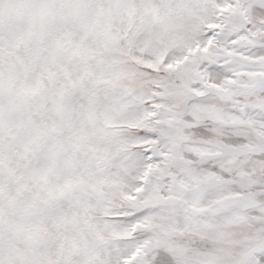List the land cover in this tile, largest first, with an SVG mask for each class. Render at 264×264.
Masks as SVG:
<instances>
[{
  "label": "snow or ice",
  "instance_id": "6c2138e0",
  "mask_svg": "<svg viewBox=\"0 0 264 264\" xmlns=\"http://www.w3.org/2000/svg\"><path fill=\"white\" fill-rule=\"evenodd\" d=\"M0 264H264V0H0Z\"/></svg>",
  "mask_w": 264,
  "mask_h": 264
}]
</instances>
